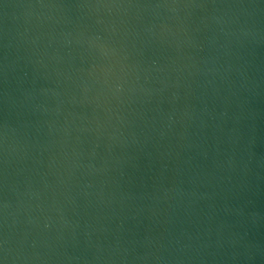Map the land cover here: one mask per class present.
<instances>
[{
    "label": "water",
    "instance_id": "obj_1",
    "mask_svg": "<svg viewBox=\"0 0 264 264\" xmlns=\"http://www.w3.org/2000/svg\"><path fill=\"white\" fill-rule=\"evenodd\" d=\"M0 264H264V0H0Z\"/></svg>",
    "mask_w": 264,
    "mask_h": 264
}]
</instances>
